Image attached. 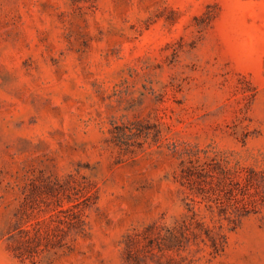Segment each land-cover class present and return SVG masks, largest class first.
I'll list each match as a JSON object with an SVG mask.
<instances>
[{
    "label": "rangeland",
    "instance_id": "obj_1",
    "mask_svg": "<svg viewBox=\"0 0 264 264\" xmlns=\"http://www.w3.org/2000/svg\"><path fill=\"white\" fill-rule=\"evenodd\" d=\"M0 264H264V0H0Z\"/></svg>",
    "mask_w": 264,
    "mask_h": 264
}]
</instances>
